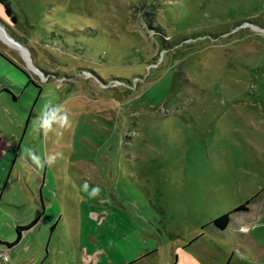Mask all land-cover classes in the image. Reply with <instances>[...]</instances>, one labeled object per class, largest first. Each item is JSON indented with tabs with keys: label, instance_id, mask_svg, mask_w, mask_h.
Listing matches in <instances>:
<instances>
[{
	"label": "rangeland",
	"instance_id": "374dc122",
	"mask_svg": "<svg viewBox=\"0 0 264 264\" xmlns=\"http://www.w3.org/2000/svg\"><path fill=\"white\" fill-rule=\"evenodd\" d=\"M10 1L0 221L45 209L15 257L264 264V0ZM48 101L72 122L61 137L34 131ZM29 147L59 156L40 171Z\"/></svg>",
	"mask_w": 264,
	"mask_h": 264
},
{
	"label": "clouds",
	"instance_id": "9594fccd",
	"mask_svg": "<svg viewBox=\"0 0 264 264\" xmlns=\"http://www.w3.org/2000/svg\"><path fill=\"white\" fill-rule=\"evenodd\" d=\"M72 122L69 119L68 111L62 104H55L51 101L46 102L40 110L34 121V131L37 135H43L45 138L49 134L61 137L63 131L71 128ZM59 153L46 154L41 157L37 152L29 147L23 150L22 159H28L36 169L43 171L46 166L51 167L57 160ZM83 190L88 193L90 199L100 196L102 189L99 185L90 187L87 182L83 185ZM246 231V229H241Z\"/></svg>",
	"mask_w": 264,
	"mask_h": 264
},
{
	"label": "crops",
	"instance_id": "0c3cea01",
	"mask_svg": "<svg viewBox=\"0 0 264 264\" xmlns=\"http://www.w3.org/2000/svg\"><path fill=\"white\" fill-rule=\"evenodd\" d=\"M1 93H10L11 95H12V97H13V99L14 100H16L15 98H14V94L12 93V91L10 90V89H8V88H3L2 89V91H1ZM14 135H16L15 133H13L12 134V136L14 137ZM0 139H1V137H0ZM5 157V152L4 153H2V154H0V161L3 159ZM0 197H2V196H0ZM0 201H1V198H0ZM14 205V204H13ZM42 207H43V202H42ZM44 211H45V209H42V211H41V214L40 215H38L37 216V214H33V220L31 221V220H26L25 218L23 219V218H19L18 216H17V214L15 213V212H12L11 214H10V216H12V218H9V219H7V220H4V221H0V231H2L3 229H7L8 231H9V235H11V236H9V237H12V238H6L5 236H3V232H0V241H2V243H0V248L6 253V254H8L9 255V257H10V261L8 262V263H6V264H12V262L14 263V264H39L40 263V260L37 258H32L31 256H28L25 260H23V261H21V259L20 258H16L15 257V253H14V251L17 249V247L21 244V242L25 239V238H27V236H28V234H29V232H31L32 231V229L35 227V225L36 224H38L39 222H40V220H41V217H42V215H43V213H44ZM40 217V220L32 227V228H30L29 230H27V231H25V232H23V234H22V236H21V238L19 239V241L13 246V247H11V248H9L6 244H4L5 242H9V243H12V242H15L16 241V239H17V231H16V229H17V227L18 226H23V225H28V224H30L31 222H33L35 219H37V218H39ZM31 221V222H30ZM12 234H13V236H12ZM34 244L32 243L29 247H28V251H30L31 250V248H32V246H33ZM13 252V256L11 255L10 256V254L9 253H12ZM1 263H4L3 261H0V264Z\"/></svg>",
	"mask_w": 264,
	"mask_h": 264
},
{
	"label": "trees",
	"instance_id": "16d2710c",
	"mask_svg": "<svg viewBox=\"0 0 264 264\" xmlns=\"http://www.w3.org/2000/svg\"><path fill=\"white\" fill-rule=\"evenodd\" d=\"M0 4L4 7L7 16L11 17L13 20H16V17L14 16V11L11 7V1L10 0H0ZM14 98L16 99L17 97L14 95ZM247 208H248L247 205H242L240 207H237L233 211L222 214L219 217L215 218L212 221V224H214L219 229H225L229 225V223L231 221V216L234 212L247 210ZM39 220H40V217L35 219L33 222H31L28 225L18 226L16 229V231H17L16 241L12 242V243L5 242L4 244H6L9 248L13 247L21 238L23 232L32 228ZM0 243H2V241H0Z\"/></svg>",
	"mask_w": 264,
	"mask_h": 264
},
{
	"label": "built area",
	"instance_id": "2783aa9c",
	"mask_svg": "<svg viewBox=\"0 0 264 264\" xmlns=\"http://www.w3.org/2000/svg\"><path fill=\"white\" fill-rule=\"evenodd\" d=\"M0 261L8 263L10 261V257L0 248Z\"/></svg>",
	"mask_w": 264,
	"mask_h": 264
},
{
	"label": "water",
	"instance_id": "95a60500",
	"mask_svg": "<svg viewBox=\"0 0 264 264\" xmlns=\"http://www.w3.org/2000/svg\"><path fill=\"white\" fill-rule=\"evenodd\" d=\"M43 209H44V205H43Z\"/></svg>",
	"mask_w": 264,
	"mask_h": 264
}]
</instances>
